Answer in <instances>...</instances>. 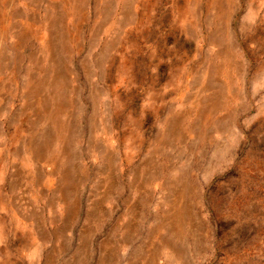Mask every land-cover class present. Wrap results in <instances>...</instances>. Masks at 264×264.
I'll return each instance as SVG.
<instances>
[{"label": "rangeland", "instance_id": "obj_1", "mask_svg": "<svg viewBox=\"0 0 264 264\" xmlns=\"http://www.w3.org/2000/svg\"><path fill=\"white\" fill-rule=\"evenodd\" d=\"M0 264H264V0H0Z\"/></svg>", "mask_w": 264, "mask_h": 264}]
</instances>
